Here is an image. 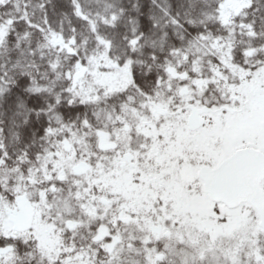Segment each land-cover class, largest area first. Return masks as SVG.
I'll use <instances>...</instances> for the list:
<instances>
[{
  "label": "snow or ice",
  "instance_id": "1",
  "mask_svg": "<svg viewBox=\"0 0 264 264\" xmlns=\"http://www.w3.org/2000/svg\"><path fill=\"white\" fill-rule=\"evenodd\" d=\"M0 264H264V0H0Z\"/></svg>",
  "mask_w": 264,
  "mask_h": 264
}]
</instances>
